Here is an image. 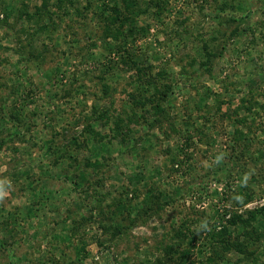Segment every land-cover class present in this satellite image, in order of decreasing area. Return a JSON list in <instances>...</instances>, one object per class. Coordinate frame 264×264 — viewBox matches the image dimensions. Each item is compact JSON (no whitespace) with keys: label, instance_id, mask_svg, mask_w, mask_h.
I'll return each mask as SVG.
<instances>
[{"label":"rangeland","instance_id":"rangeland-1","mask_svg":"<svg viewBox=\"0 0 264 264\" xmlns=\"http://www.w3.org/2000/svg\"><path fill=\"white\" fill-rule=\"evenodd\" d=\"M169 2L161 15H140L148 32L128 49L163 71L177 131L165 115L152 127L148 113L129 122L138 73L124 65L125 51L110 49L98 13L122 0H0V264H157L185 216H198L200 237L185 264H212L204 236L227 224L225 205L264 206V0ZM231 13L238 20L228 22ZM222 40L211 71L201 69L204 43ZM88 158L102 167L86 168ZM76 165L90 170L78 188ZM161 189L172 203L144 217L148 195ZM239 195L251 197L237 206ZM255 227L261 235L246 240L238 226L251 253L232 250L220 264H264V212Z\"/></svg>","mask_w":264,"mask_h":264},{"label":"trees","instance_id":"trees-1","mask_svg":"<svg viewBox=\"0 0 264 264\" xmlns=\"http://www.w3.org/2000/svg\"><path fill=\"white\" fill-rule=\"evenodd\" d=\"M170 0H142L141 3H138L137 0H122L123 8H120L117 5L114 6H107L103 7L98 13L100 18L104 21V28L102 32L103 37H111L112 44H110V49L115 50L117 52H121L122 50L126 52L127 56L122 58L124 65H127L129 68L136 70L138 73V81L139 85L141 86L140 92L134 93L130 92V104L133 107V112L135 113L136 119L133 117L129 118V122L138 123V121L145 118V113H148V118H153L152 122H150L149 126L152 127L155 122H160L164 115L165 118L170 121L169 125L171 126L170 129L176 130V123L170 119V112L164 108V101L167 97V92L171 88V85L163 82L162 74L163 71L160 72H153V64H146L144 60H137L136 54L132 50L128 49V42L135 41L139 37L145 36L148 32V28L145 25H139V17L140 15L153 10V12L157 15H161L162 12L167 10V6H169ZM65 4V2H64ZM63 0L58 6H63ZM65 6V5H64ZM97 12V11H96ZM252 13V10H248L244 17L249 16ZM232 16L227 18L226 20L229 21H236L237 16ZM219 15L217 16V18ZM238 26L233 28L232 31L223 36L224 39L236 35L238 33ZM215 39H217L215 37ZM224 42L220 43V46L210 47L207 43H204V50H205V58L201 64V69L205 71H211L212 67L216 59H218L225 48V40ZM222 44V45H221ZM165 88V89H164ZM112 86L108 83L103 84V91L105 94H108ZM247 111L251 110L250 106H243ZM142 109V115L139 113L136 115V111ZM99 112V111H98ZM102 114H99L98 117H102V119L106 118V121L109 120L110 111L107 109H102L100 111ZM98 114V113H97ZM241 123L245 126L246 118H241ZM145 120V119H144ZM153 121H155L153 123ZM126 125H120L117 122V125L114 128L120 129L122 132L120 133H130L132 130L125 127ZM242 127V126H241ZM241 127L237 128V132L242 136L244 133L241 131ZM246 127V126H245ZM113 128V127H112ZM113 128V129H114ZM187 137L190 140L193 138V134H187ZM248 146H246L247 148ZM172 166H178L181 164L182 160L178 158V155L172 156L171 158ZM72 165V164H71ZM86 168L90 169H97L99 170L102 167V163L100 158L95 159L94 161L91 158L86 159L84 162ZM73 173L71 174V183L74 184L75 188L88 183L89 180L87 179L89 169H83L81 165H76L73 167ZM67 177V176H66ZM100 184L99 180L96 182ZM165 192V193H164ZM171 195L169 192L163 191L162 189L159 190L157 193H151L148 195V202L150 205L145 206L141 210L144 212V217H149L155 212H159L162 207L167 206L168 204L172 203V198L169 196ZM162 200V198H164ZM251 196L248 197H241L240 195L235 198L237 206H242L246 201L250 199ZM246 198V199H244ZM161 200L164 203H161ZM233 200V198H232ZM231 201L228 199V202ZM97 204H100V200H97ZM118 207H121L122 204L118 203ZM236 206V207H237ZM139 210V212L141 211ZM264 206L261 208H257L254 210H245V213L239 212L234 207L232 208L231 205L226 204L224 213H230V217L227 218V224L221 225L220 228L213 227L211 231L205 234V240L203 245L207 246L209 254L206 256L208 262L212 264H220L222 261H228L227 253L235 250L239 253L244 255L251 253L250 248L248 247L247 241L244 243L239 242V235L238 233V226L240 230L243 229V232L246 234V240L251 237V232L258 235H261V232L256 231L255 222L258 221L259 215L263 214ZM128 215H132L128 212ZM196 221H199V218L190 219L189 216H185L180 219L179 224H174L172 226V230L170 232L169 240L170 242L167 243L163 248V252L165 254L164 258H159L157 260V264H185L187 258L191 255L193 251V247L195 243L200 239L197 236L196 231L194 230L192 225L197 224ZM235 226V229L232 230L229 226ZM103 229L108 230L112 233L115 237L121 233V228L119 226L106 229V225L102 226ZM237 229V232H236ZM239 230V231H240ZM99 240V238L97 239Z\"/></svg>","mask_w":264,"mask_h":264}]
</instances>
